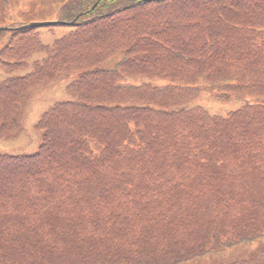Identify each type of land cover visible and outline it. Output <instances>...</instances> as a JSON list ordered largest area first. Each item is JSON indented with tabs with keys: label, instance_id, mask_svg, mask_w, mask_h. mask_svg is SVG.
<instances>
[{
	"label": "trees",
	"instance_id": "1",
	"mask_svg": "<svg viewBox=\"0 0 264 264\" xmlns=\"http://www.w3.org/2000/svg\"><path fill=\"white\" fill-rule=\"evenodd\" d=\"M60 12L75 24L51 45L0 31V138L22 133L34 88L76 72L74 98L36 124L39 150L0 153V264H264V248L231 257L264 238V0ZM35 46L45 57L13 74ZM208 90L248 100L211 115Z\"/></svg>",
	"mask_w": 264,
	"mask_h": 264
},
{
	"label": "rangeland",
	"instance_id": "2",
	"mask_svg": "<svg viewBox=\"0 0 264 264\" xmlns=\"http://www.w3.org/2000/svg\"><path fill=\"white\" fill-rule=\"evenodd\" d=\"M67 0H14L11 5L12 14H9L6 19L0 20V27H9L14 24H27L32 22L43 21H58L62 19V15L56 13ZM59 6V7H58ZM18 14V15H17ZM20 15V16H19ZM44 44H52L57 39L68 34L71 29L67 25H57L52 27H38L36 29ZM1 46V45H0ZM45 53L38 50L35 46L29 56L27 57V65L22 69L15 71L13 74L24 76L33 71L35 62L42 60ZM7 74L0 68V81L3 80ZM76 78V72H72L58 81L50 84L34 88L31 100H34L27 114L24 117V132L14 139L0 138V153L12 155H26L33 154L39 150L42 143V133L35 128L36 123L40 119L41 114L49 108L52 104L73 99L74 96L68 92L67 85ZM248 99H230L228 101H220L214 99L211 91L203 93L196 104L202 105L210 113L215 115H225L228 111L242 105ZM264 248V244L261 246ZM257 247L256 249H260ZM245 248L242 249L244 251ZM242 251L236 257L246 256V251ZM249 255V254H247ZM217 260L209 258H202L201 264H213L230 261V257L224 255Z\"/></svg>",
	"mask_w": 264,
	"mask_h": 264
},
{
	"label": "water",
	"instance_id": "3",
	"mask_svg": "<svg viewBox=\"0 0 264 264\" xmlns=\"http://www.w3.org/2000/svg\"><path fill=\"white\" fill-rule=\"evenodd\" d=\"M45 24H47V23H35V24L30 25V26H39V25H45Z\"/></svg>",
	"mask_w": 264,
	"mask_h": 264
}]
</instances>
